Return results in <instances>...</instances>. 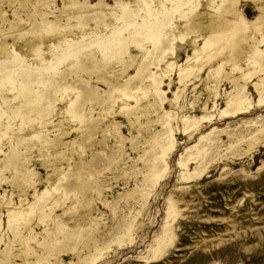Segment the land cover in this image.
<instances>
[{"label":"rangeland","instance_id":"obj_1","mask_svg":"<svg viewBox=\"0 0 264 264\" xmlns=\"http://www.w3.org/2000/svg\"><path fill=\"white\" fill-rule=\"evenodd\" d=\"M133 1L0 0V264H264V0H202L174 50L166 27L80 70L86 29ZM230 1L244 25L205 47Z\"/></svg>","mask_w":264,"mask_h":264},{"label":"bare ground","instance_id":"obj_2","mask_svg":"<svg viewBox=\"0 0 264 264\" xmlns=\"http://www.w3.org/2000/svg\"><path fill=\"white\" fill-rule=\"evenodd\" d=\"M224 1L225 0H221L220 3H225ZM201 2H202V0H186L185 2H184V0L183 1H180V0H134L133 3L128 2L129 4L128 3L122 4L120 6V10L118 12L116 11V13L118 14V17L112 18L110 20V22H111L110 26L105 25L104 26L105 29L103 31L97 30V31L93 32V31H90L89 29H86V31L88 30L86 32V34L83 32L84 36H81L82 39L93 38V39H95V43H93L92 45L89 46L88 49L83 50L80 54L77 55L75 61L78 62V64H80L78 66V68L80 70L83 68L89 69L90 68L89 66H91L92 63H95L96 60L94 58V55L92 53H90L89 50L99 51L103 57H110V58L115 57L116 58L120 54L125 53L127 44H131V43L136 44L139 51L142 53L145 51L144 47L146 48L147 44L152 45V47H154L156 49L158 47V45L160 44V41H161L160 35L166 27L172 28L171 32L167 36V41L170 42L167 46L168 50H174L173 48H176V46L174 47V45L179 44V42L181 43L184 36L187 35V33L190 31V27L188 25L190 23L191 18L189 16L192 14V12H194V13L196 12L195 11L196 7ZM213 5H215V4H213ZM227 6L228 7H226L224 13L234 14V15H232L234 17L231 20L222 21V22H219V21L215 22V21L210 20V21L203 23L202 25L199 24L200 26H202L203 31H207V33L205 35L206 37L204 38V43H203L205 45V47L207 44L209 46L210 45L211 46L212 45L213 46H215V45L219 46L218 44H221L220 42L218 44H215V45L211 43L214 40V38H215V40H217V37H219L220 39L219 38L218 39L221 40V42H225L226 38H225V40H223L224 37L229 36V34H231V32L234 31V28L236 29V26L238 24H241V25L243 24L241 18L239 17V14L232 9L233 2H231V1L228 2ZM208 7H211V2L208 4ZM260 11H261V13H260L259 18L261 19V18H264V7L261 8ZM222 15L221 16L219 15V17H222ZM181 17L183 18L181 23L180 24L176 23L175 21L177 19L180 20ZM129 18H133V20L128 21ZM263 24H264V22H263ZM257 27L261 28L260 25L259 26L257 25ZM194 28H196V26ZM262 28H263V25H262ZM241 30H242V28H241ZM243 30H244V27H243ZM237 32H238V30H237ZM234 34H236V33L234 32ZM234 34H232V37H234ZM24 36L25 35H23V34H19V36L16 38L19 39V37H20V40H21L24 38ZM140 36H142V39L137 41L136 38L140 37ZM232 37H230V40L233 39ZM61 38H62V36L60 37L59 41H61L63 39V38L62 39ZM42 39H43L42 34H39L36 36V38H34L33 42H29V45L33 46V47L38 46L39 43H42ZM227 40H229V38ZM209 43H211V44H209ZM223 45H225V44H223ZM217 46H215L214 48L217 49ZM69 47H70V43L67 40H65L64 44L60 45L59 49L56 51V55L59 57L60 54L66 52ZM201 48L204 49L203 47H201ZM201 48L197 47L195 44H192V50H193L192 52L193 53H197L199 50H201ZM213 49H211V50H213ZM218 49H222V48L218 47ZM203 51H206V50H203ZM210 51H208V52H210ZM221 51H223V50H221ZM221 51L217 50V53H216V51L214 53L218 55V52L221 53ZM203 53L204 52H202V54ZM207 53L205 52V54H207ZM210 53L208 55H210ZM215 54H213V55H215ZM170 55H168L166 50H162L160 55L158 56V62L159 63L165 62L167 70L170 69L171 63L173 62L171 59L172 57L169 58ZM195 56L196 57L194 59H195V61H197L196 58H198V56L200 57V54L195 55ZM11 57L15 60L14 57H16V56H15V54H12ZM15 61H17V60H15ZM84 61H85V64L87 63V66L84 65ZM192 61H193L192 57L186 59L182 68L181 67L179 68V76H182V74H184L187 71L193 70L195 67L196 68L201 67L200 63L199 64H197V63L192 64ZM224 61H225V59H223V64H224ZM4 62H6V61H3V62L0 61V67L2 66V64ZM201 62L203 63L202 60H201ZM202 66H203V64H202ZM218 66L221 67L222 64H219ZM161 70H162V68L158 67L156 69L157 73H156V71L154 73L158 74V71H161ZM17 78H19V77L8 76V82H6V84H4V87H2V90L5 92L15 91L14 98L15 97L20 98L21 93L24 90L29 88V87L24 86V84H22L21 82H19L17 80ZM236 79L237 78L235 77L231 81H235ZM118 92H122V90H120ZM32 95H35V94H32ZM0 100H1V98H0ZM71 106H73V105L71 104L69 107H71ZM37 110L38 109L36 106V102L33 99L30 102V104L28 105V107L26 108V113H30L29 111L33 112V111H37ZM72 112H74V108H72ZM18 120H19V118H18ZM47 193H48V190H45L42 192V195L47 194ZM163 247H164V243H162V241H159L157 246H155V248L152 250L153 252H151L152 256L157 255L158 252Z\"/></svg>","mask_w":264,"mask_h":264}]
</instances>
